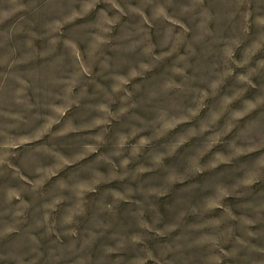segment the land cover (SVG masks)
<instances>
[{
  "label": "rangeland",
  "instance_id": "rangeland-1",
  "mask_svg": "<svg viewBox=\"0 0 264 264\" xmlns=\"http://www.w3.org/2000/svg\"><path fill=\"white\" fill-rule=\"evenodd\" d=\"M0 264H264V0H0Z\"/></svg>",
  "mask_w": 264,
  "mask_h": 264
}]
</instances>
